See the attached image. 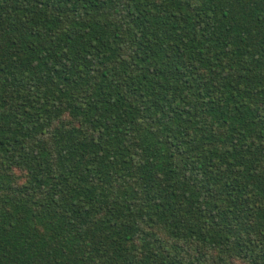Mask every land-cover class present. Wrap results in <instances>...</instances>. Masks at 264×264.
Returning a JSON list of instances; mask_svg holds the SVG:
<instances>
[{
	"label": "trees",
	"instance_id": "obj_1",
	"mask_svg": "<svg viewBox=\"0 0 264 264\" xmlns=\"http://www.w3.org/2000/svg\"><path fill=\"white\" fill-rule=\"evenodd\" d=\"M0 264H264V0H0Z\"/></svg>",
	"mask_w": 264,
	"mask_h": 264
}]
</instances>
